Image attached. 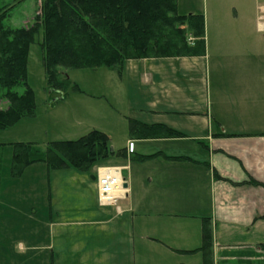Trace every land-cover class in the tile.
Segmentation results:
<instances>
[{"label":"crops","instance_id":"0c3cea01","mask_svg":"<svg viewBox=\"0 0 264 264\" xmlns=\"http://www.w3.org/2000/svg\"><path fill=\"white\" fill-rule=\"evenodd\" d=\"M225 15L216 13L221 46L228 45L223 38L233 37ZM189 40L195 38L190 35ZM207 41L205 27L206 52ZM205 54L127 61L119 75L118 93L126 104L128 137L122 146H112L114 151L125 149L126 156L115 155L104 164L120 166L125 178L128 192L119 201L120 209L99 204L97 168L101 165L90 172L65 167L70 174L61 168L54 176L46 167L45 216L36 222L38 227L33 224L22 236H13L16 255L9 241L0 244L4 256L0 264L10 263L5 255H21V264H41L33 261V255L37 252L41 257L47 251L45 261L52 257V264H203L205 254L198 248L203 244L205 220L213 231L214 264L262 263L264 56L245 59V73L206 79ZM233 62L236 65L227 68L239 64ZM131 119L163 124L185 135L143 136L138 131L131 136ZM112 137L110 133V143ZM156 152L162 154L144 161L131 158ZM35 164L44 170L41 163ZM25 172L14 178L20 180ZM61 174L64 179L59 178ZM22 187L15 185L11 192ZM26 188L31 191L32 187ZM10 200V204L0 201V217L8 212L28 215L34 211L35 215V206L24 213L15 197ZM65 226H74V231H64Z\"/></svg>","mask_w":264,"mask_h":264},{"label":"trees","instance_id":"16d2710c","mask_svg":"<svg viewBox=\"0 0 264 264\" xmlns=\"http://www.w3.org/2000/svg\"><path fill=\"white\" fill-rule=\"evenodd\" d=\"M178 4L177 0H40L33 23L13 27L5 20L14 3L5 4L0 0V87L4 89L3 98L7 103V107L0 108V130L36 115L37 103L28 80V63L31 46L37 42L41 30L39 46L50 100L55 103L67 96L72 84L80 90L67 75L70 69L108 67L121 75L129 60L205 54L204 14H180ZM190 35L195 38L193 42L189 40ZM18 86L23 88L22 92L16 90ZM129 131L131 136L138 131L143 136L185 135L163 124L147 125L132 119ZM3 145L0 143V186ZM13 145L12 177H20L35 163H45L53 169L72 167L90 172L115 155L126 156L125 149L112 150L108 134L98 129L75 140L53 141L46 149L34 142ZM160 154H137L131 158L144 161ZM166 158L188 159L184 156ZM203 231V244L198 250L205 254L203 264H214L213 231L207 220ZM261 249L264 251V244Z\"/></svg>","mask_w":264,"mask_h":264},{"label":"rangeland","instance_id":"374dc122","mask_svg":"<svg viewBox=\"0 0 264 264\" xmlns=\"http://www.w3.org/2000/svg\"><path fill=\"white\" fill-rule=\"evenodd\" d=\"M3 2L5 4L14 3L10 15L5 20L6 24L13 27L32 24L40 5V0H3ZM179 2L178 12L180 14L188 15L193 12L200 14L201 12L205 15L206 38L208 39L204 59L206 62L204 69L206 79L208 77L213 79L218 74L245 73L247 71L244 66L245 59L264 56V0H179ZM218 11L219 13L220 11L226 12L224 20L233 35L232 38H228V36L223 38L228 44L227 46H221L219 37L216 35L215 30L218 27L216 13ZM42 36L41 30L37 36V42L31 46L28 63V80L35 91L37 103L36 115L23 118L15 125L0 130V142L4 144L1 157L0 201H6L10 204V199L15 197L19 206L24 207V213L25 209L26 211L27 209L33 210L32 206H35L37 212L34 213L35 215H33L34 211L28 215L19 214L20 212L18 214L8 212L0 217V244L4 245L9 241L12 249H15L13 251L15 255L18 252V247L13 240V242L11 241L13 236L15 238L22 236L27 229L33 227V224L38 227L36 222L41 220V215L46 212V206H43V203L47 196L48 175L46 167L48 166L41 163L45 167L44 170H41L38 169L40 166L33 164V166L30 165L26 168V174L20 180L12 177L13 144L20 141H32L46 149L53 141L75 140L94 128L107 132L109 138L111 133L113 136L111 147L122 146L128 137V121L124 116L126 104L119 98L118 91L121 89V79L116 70L108 67L70 69L67 71V75L73 83L79 85L80 90L72 84L65 99L55 103L51 102L50 88L43 64V53L39 46ZM225 60H229L231 63L226 65L224 64ZM236 60L239 62L236 67L227 68V66L236 65L233 62ZM261 68L264 69L263 64ZM16 90L22 92L23 88L18 86ZM3 93L4 89L0 87V108L7 106ZM122 129L125 130L124 136H122ZM49 169L55 172L54 176L57 169ZM65 170L64 168L62 173L70 174L71 170L66 172ZM63 175L61 174L59 178L64 179ZM65 176L69 178L68 174ZM15 185L23 187L19 192L13 193L11 189ZM30 186L32 187L31 191L26 188ZM115 207L119 210L120 203L118 202ZM43 216L45 215L43 214ZM10 218L13 219H11L13 223L9 221ZM42 230L45 234L47 231L45 225ZM64 231L73 232L74 226H65ZM83 235L87 236V232ZM93 242L96 243V241ZM48 254L47 251L44 252V256L37 257V252H35L33 261L40 260L39 263L41 264H52V257H47V262L45 261V256ZM20 257L21 255L16 256V258L14 256L13 259L5 255L6 259L10 258V263L6 260L3 264H13L15 259L17 262L14 264H21V260L18 259ZM0 258H4L1 250ZM262 263H264L263 259Z\"/></svg>","mask_w":264,"mask_h":264},{"label":"built area","instance_id":"2783aa9c","mask_svg":"<svg viewBox=\"0 0 264 264\" xmlns=\"http://www.w3.org/2000/svg\"><path fill=\"white\" fill-rule=\"evenodd\" d=\"M129 143V151L134 148ZM98 201L103 206H117L119 200L127 195L125 178L121 173L120 166L102 165L97 168Z\"/></svg>","mask_w":264,"mask_h":264},{"label":"water","instance_id":"95a60500","mask_svg":"<svg viewBox=\"0 0 264 264\" xmlns=\"http://www.w3.org/2000/svg\"><path fill=\"white\" fill-rule=\"evenodd\" d=\"M125 186H127V185L125 184Z\"/></svg>","mask_w":264,"mask_h":264}]
</instances>
